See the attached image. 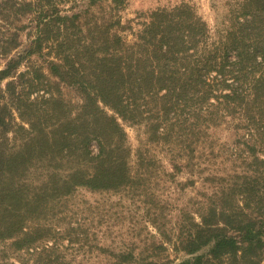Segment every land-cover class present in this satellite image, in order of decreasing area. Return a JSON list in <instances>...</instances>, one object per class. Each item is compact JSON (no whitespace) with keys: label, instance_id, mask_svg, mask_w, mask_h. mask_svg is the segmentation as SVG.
Returning a JSON list of instances; mask_svg holds the SVG:
<instances>
[{"label":"trees","instance_id":"trees-1","mask_svg":"<svg viewBox=\"0 0 264 264\" xmlns=\"http://www.w3.org/2000/svg\"><path fill=\"white\" fill-rule=\"evenodd\" d=\"M66 1L0 0V81L12 79L2 94L23 123L16 133L24 132L12 149L0 144V244L20 249L35 242L26 219L51 201L80 188L130 189L148 176L151 145L180 158L178 174L228 119L245 130L249 149L264 145V0H230L217 38L183 4L152 13L132 40L118 15L125 0H111L92 21L67 15ZM65 89L78 94L74 109ZM36 92L47 104L37 112ZM123 124L144 128L135 154ZM38 164L47 168L33 186ZM256 172L237 186L243 207L214 201L204 210L182 242L187 255L203 253L185 264H264V168Z\"/></svg>","mask_w":264,"mask_h":264},{"label":"rangeland","instance_id":"rangeland-1","mask_svg":"<svg viewBox=\"0 0 264 264\" xmlns=\"http://www.w3.org/2000/svg\"><path fill=\"white\" fill-rule=\"evenodd\" d=\"M229 1L125 0L118 15L124 25L132 27L124 33L132 40V33L152 13L189 5L217 38V30L224 26ZM110 3L111 0H67L63 6L67 15L81 14L82 19L92 21L101 18ZM4 28L0 22V38L7 33ZM23 40L27 42L25 34ZM4 64L0 59V68ZM25 70L24 62L21 72ZM10 81H0V104L7 105L1 112L7 118V127L0 129V144L12 149L15 138H21L24 132L16 133L23 123L18 111L10 105L9 94H2ZM40 96L42 93L38 92L31 95V100L37 99L36 112L47 107ZM64 99L73 109L79 101L72 89L64 90ZM236 124L228 119L212 129L206 143L198 148L194 162L182 173L175 172L174 160L178 162L180 158L173 157L168 147L151 145L155 162L145 170L149 175L138 178L132 188L118 192L80 188L71 196L51 201L42 213L33 214L25 221L35 242L23 249L12 240L1 243L0 264H185L192 260L203 252L187 255L182 251V242L201 221L204 210L214 201L218 208L243 207L237 186L247 176L254 179L257 167L264 168L261 164L264 145L250 143L255 150L249 149L245 145V130H237ZM123 126L135 154L145 138L144 128ZM36 167L28 175L33 186L42 182L47 168L42 164Z\"/></svg>","mask_w":264,"mask_h":264}]
</instances>
